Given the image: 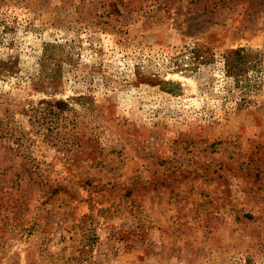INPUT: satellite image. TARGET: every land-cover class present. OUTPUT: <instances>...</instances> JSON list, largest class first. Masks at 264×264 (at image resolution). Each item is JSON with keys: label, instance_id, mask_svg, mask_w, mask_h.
Returning <instances> with one entry per match:
<instances>
[{"label": "rangeland", "instance_id": "obj_1", "mask_svg": "<svg viewBox=\"0 0 264 264\" xmlns=\"http://www.w3.org/2000/svg\"><path fill=\"white\" fill-rule=\"evenodd\" d=\"M0 264H264V0H0Z\"/></svg>", "mask_w": 264, "mask_h": 264}, {"label": "trees", "instance_id": "obj_2", "mask_svg": "<svg viewBox=\"0 0 264 264\" xmlns=\"http://www.w3.org/2000/svg\"><path fill=\"white\" fill-rule=\"evenodd\" d=\"M200 49L196 48L198 58L205 55ZM224 62L229 75L243 80L249 78V71L258 66L260 59L258 53L248 51L245 47H238L224 54Z\"/></svg>", "mask_w": 264, "mask_h": 264}]
</instances>
